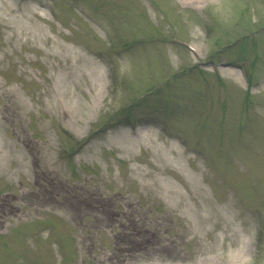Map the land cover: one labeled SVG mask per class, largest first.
<instances>
[{"label":"rangeland","instance_id":"374dc122","mask_svg":"<svg viewBox=\"0 0 264 264\" xmlns=\"http://www.w3.org/2000/svg\"><path fill=\"white\" fill-rule=\"evenodd\" d=\"M0 264H264V0H0Z\"/></svg>","mask_w":264,"mask_h":264},{"label":"bare ground","instance_id":"6f19581e","mask_svg":"<svg viewBox=\"0 0 264 264\" xmlns=\"http://www.w3.org/2000/svg\"><path fill=\"white\" fill-rule=\"evenodd\" d=\"M221 71H222L223 74H225L226 71H227V72L229 73V76H230V77H233V78H234V77L236 76V74H237V70L234 69V68H231V69L229 68V69H227V70H225L224 68H222Z\"/></svg>","mask_w":264,"mask_h":264}]
</instances>
